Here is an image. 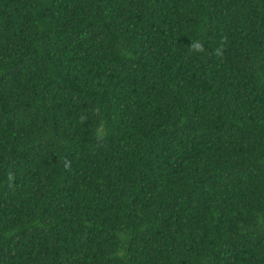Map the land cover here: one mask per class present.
Here are the masks:
<instances>
[{
    "label": "trees",
    "instance_id": "1",
    "mask_svg": "<svg viewBox=\"0 0 264 264\" xmlns=\"http://www.w3.org/2000/svg\"><path fill=\"white\" fill-rule=\"evenodd\" d=\"M0 264H264V0H0Z\"/></svg>",
    "mask_w": 264,
    "mask_h": 264
},
{
    "label": "clouds",
    "instance_id": "2",
    "mask_svg": "<svg viewBox=\"0 0 264 264\" xmlns=\"http://www.w3.org/2000/svg\"><path fill=\"white\" fill-rule=\"evenodd\" d=\"M197 48H199V45H196Z\"/></svg>",
    "mask_w": 264,
    "mask_h": 264
}]
</instances>
